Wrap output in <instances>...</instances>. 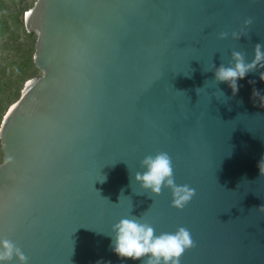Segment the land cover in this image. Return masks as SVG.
<instances>
[{
    "label": "water",
    "instance_id": "1",
    "mask_svg": "<svg viewBox=\"0 0 264 264\" xmlns=\"http://www.w3.org/2000/svg\"><path fill=\"white\" fill-rule=\"evenodd\" d=\"M22 26L39 74L0 121V239L28 264H133L109 236L131 213L191 232L180 264H264V69L234 96L206 72L251 62L264 0H33ZM161 151L196 191L182 210L134 182Z\"/></svg>",
    "mask_w": 264,
    "mask_h": 264
},
{
    "label": "clouds",
    "instance_id": "2",
    "mask_svg": "<svg viewBox=\"0 0 264 264\" xmlns=\"http://www.w3.org/2000/svg\"><path fill=\"white\" fill-rule=\"evenodd\" d=\"M252 23L251 18L246 19L244 28ZM246 35L242 28L239 32H232L231 39L239 41ZM218 38L226 40L229 33L221 32ZM258 69H264V44L254 46L251 62H247L244 52L234 50L227 67L221 64L217 68L212 64L206 72L214 73L212 82L216 86L227 83L234 96L239 91L238 81ZM260 78L264 80V73H261ZM140 167L144 171L135 173L134 182L142 192L150 194L149 198L159 196L163 189H168L172 197L171 207L182 210L196 195L195 189L189 185L176 184L173 161L167 152L146 155L140 162ZM259 168L261 176H264V160L260 162ZM132 183L133 179L130 185ZM260 209H264V206ZM109 236L113 252L120 259L132 261L133 264L137 261L140 264H180L184 253L195 247L192 234L187 228L181 226L174 232H161L157 235L150 223L143 222L142 217L131 213L112 226ZM14 259L18 264H28V257L16 243L8 238L0 239V264H12Z\"/></svg>",
    "mask_w": 264,
    "mask_h": 264
},
{
    "label": "trees",
    "instance_id": "3",
    "mask_svg": "<svg viewBox=\"0 0 264 264\" xmlns=\"http://www.w3.org/2000/svg\"><path fill=\"white\" fill-rule=\"evenodd\" d=\"M21 2L0 0V49L8 50L17 43L10 53L13 56L4 57V52L0 55V121L8 106L18 98L24 81L37 73L31 60L35 36L26 34L23 29L22 16L28 8H18Z\"/></svg>",
    "mask_w": 264,
    "mask_h": 264
},
{
    "label": "rangeland",
    "instance_id": "4",
    "mask_svg": "<svg viewBox=\"0 0 264 264\" xmlns=\"http://www.w3.org/2000/svg\"><path fill=\"white\" fill-rule=\"evenodd\" d=\"M21 3L22 4H19L18 8L21 9L22 6H25V8L27 9V8L31 7L33 0H22ZM22 9H24V8H22ZM20 18H21V16H20ZM16 45H17V43L14 42L8 50L1 51V49H0V55L2 52H4L6 54V55H4V57H6L7 55L13 56V54H10V53L12 52L13 49H16ZM8 46H10V45L8 44ZM38 74L39 73L37 72L35 76H37Z\"/></svg>",
    "mask_w": 264,
    "mask_h": 264
}]
</instances>
